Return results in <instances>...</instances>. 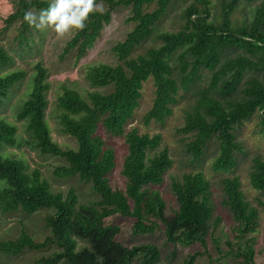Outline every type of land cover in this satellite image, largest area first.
Returning a JSON list of instances; mask_svg holds the SVG:
<instances>
[{
  "label": "trees",
  "instance_id": "16d2710c",
  "mask_svg": "<svg viewBox=\"0 0 264 264\" xmlns=\"http://www.w3.org/2000/svg\"><path fill=\"white\" fill-rule=\"evenodd\" d=\"M103 11H93L85 27L75 30L66 41L63 54L74 53L79 59L100 38L118 6L130 8L128 20L134 26L113 47L118 61L89 65L86 78L91 87L83 95L76 88L64 86L57 96V120L62 132L72 136L76 147H62L50 133L45 118L47 107L48 69L41 62L35 71L28 96L16 109L15 116L24 121L26 136L19 138L17 126L0 116V206L4 211L22 209L33 213L41 208L51 212L45 216L49 233L43 241H35L22 233L14 239H0V255L15 254L26 248L42 249L54 245L50 253L36 257L28 264H163L160 247L154 242L124 244L117 239L121 228L107 222L113 215L133 218L134 234H151L161 229L165 244L202 249L187 252L181 264H195L197 256H205L206 264H258L254 247L258 209L244 197L237 176L222 179L224 203L235 224L225 236L211 233L213 249L208 250L212 205L210 181L202 170L184 172L172 177L170 189L176 207L167 204L153 185L162 183L172 159L166 148L148 155L159 144L160 135L126 129L141 98L144 81L152 78L154 97L143 116L163 121L177 102L179 87L193 90L196 80L207 70L210 84L196 90L195 103L185 113L179 128L189 134L186 149L200 157L208 142L215 137L218 154L215 170L228 171L235 165V151L240 149L235 129L257 112L262 111L264 125V0H191L180 12L179 28L156 32V25L177 0H102ZM185 1V0H184ZM249 13L239 22L234 14L243 5ZM49 0H17L8 22L20 20L28 30L25 12L44 9ZM217 5L214 15L211 7ZM153 6V7H152ZM152 34L159 44L143 53L132 52ZM11 56L0 45V67L10 64ZM25 76L23 69L0 74V105L10 88ZM242 85V87H240ZM102 88V89H97ZM103 127L109 136H124L127 153L121 173L124 188H113L108 176L115 166L112 146L98 133ZM30 145L41 153L64 160L55 166L57 177L78 176L89 182L96 199L79 202L74 190L64 196L54 192L38 168L29 169L25 159L4 153V146ZM251 185L264 193V158L254 157L249 173ZM218 221L215 223L217 224ZM173 253V252H172Z\"/></svg>",
  "mask_w": 264,
  "mask_h": 264
},
{
  "label": "rangeland",
  "instance_id": "374dc122",
  "mask_svg": "<svg viewBox=\"0 0 264 264\" xmlns=\"http://www.w3.org/2000/svg\"><path fill=\"white\" fill-rule=\"evenodd\" d=\"M15 1L0 0V45L7 50L12 58L10 64L0 67V74H4L14 69H23L25 76L21 81L14 84L8 95L0 105V116L17 126V136H26L23 120H18L15 116L19 103L28 96L31 88L35 64L41 62L48 69L47 80L49 88L47 91V107L45 118L50 127L52 138L62 147H76L75 139L62 132L57 120V96L64 86L74 87L85 95L87 90L95 89L91 87L86 78V70L89 65L96 63H115L117 56L113 53L112 47L122 40L128 31L132 29L134 23L127 18L130 15V8L118 6L111 15V20L102 30L100 38L88 50L87 54L79 59L74 53L63 54L66 41L75 31L64 36H58L51 28L37 29L29 25L28 30L21 27L20 20L7 21L8 14L15 10ZM191 0H177L169 7L156 25V32L163 30H176L179 28L180 12L182 8ZM220 0H210V5L217 4ZM50 2V0H49ZM104 8V2L97 0ZM257 2V1H256ZM240 2V7L233 16V20L239 22L243 14H247L250 6L256 4ZM218 5V4H217ZM217 5L211 7L214 15ZM153 7V6H152ZM41 9H31V12L39 14ZM159 44V40L152 34L140 46L132 52V56L143 53L148 47ZM210 73L204 70L193 90H185L179 87L177 91V102L172 105L171 113L163 121L151 119L145 123L143 116L152 105L154 97V85L152 78H148L143 83L141 98L135 108L133 116L127 121L126 129L136 128L139 133L150 135L159 134L160 141L157 146L148 150V155L167 149L172 163L164 174L162 183L153 185L152 188L159 190L166 201L167 210L176 207L175 196L170 189L172 177H181L184 172L202 170L210 181V204L212 205L211 231L207 237L208 250L211 252V233L225 236L230 234L235 220L224 201L222 191V179L225 176H237L245 199L258 209V225L254 236V247L258 264H264V193L254 188L250 183L249 173L252 169L253 158H264V125L261 120L262 111L255 112L251 118L244 121L235 129L236 138L240 143V149L236 150L235 165L228 171L215 170L213 161L218 154V141L213 137L200 157H194L186 149V142L190 135L183 133L179 128L185 122V113L191 105L195 103L196 90L210 84ZM242 87V85L240 86ZM102 89V88H97ZM98 133L105 139V142L112 146L115 152V166L107 174L109 184L113 188H124L125 177L121 173V166L124 156L127 153V144L124 136H109L103 127H99ZM1 151L25 159L29 169L38 168L43 178L50 184L54 192H61L64 196L69 190H74L79 202L96 199L97 195L92 191L89 182L81 180L78 176L57 177L53 174L55 166L64 162L63 159L41 153L39 150L30 147L26 143L20 146H4ZM3 181L0 180V188ZM51 211L41 208L33 213H27L22 209L4 211L0 206V239H14L22 233L30 235L35 241L41 242L49 233L45 225V216ZM107 222L117 223L121 230L117 239L124 244H137L143 242H154L161 250V262L163 264H181L184 255L196 249H202L199 244L190 246H176L165 244V235L161 229H157L151 234H134L132 232L133 218L122 215H113L106 219ZM216 221L217 224L215 223ZM54 245L45 249L26 248L15 254L0 255V264H28L30 261L43 254L54 250ZM173 252V253H172ZM195 264H206L205 256H197ZM226 264H237L229 260Z\"/></svg>",
  "mask_w": 264,
  "mask_h": 264
},
{
  "label": "clouds",
  "instance_id": "9594fccd",
  "mask_svg": "<svg viewBox=\"0 0 264 264\" xmlns=\"http://www.w3.org/2000/svg\"><path fill=\"white\" fill-rule=\"evenodd\" d=\"M93 11H103L97 0H50L39 14L28 11L24 18L37 29L51 28L58 36H64L83 29Z\"/></svg>",
  "mask_w": 264,
  "mask_h": 264
}]
</instances>
